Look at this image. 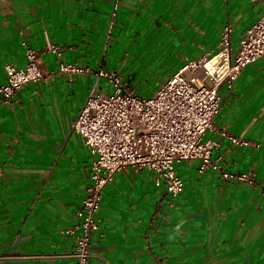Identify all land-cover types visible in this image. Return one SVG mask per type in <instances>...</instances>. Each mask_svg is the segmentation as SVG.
<instances>
[{
	"label": "crops",
	"instance_id": "obj_1",
	"mask_svg": "<svg viewBox=\"0 0 264 264\" xmlns=\"http://www.w3.org/2000/svg\"><path fill=\"white\" fill-rule=\"evenodd\" d=\"M263 14L264 0H0V85L6 63L25 66L26 45L54 73L0 102V264H74L64 230L77 221L95 154L72 124L93 89L103 91L99 69L160 87L216 52L228 23L237 49ZM60 61L92 73L59 74ZM220 96L205 138L224 169L254 182L185 160L176 166L185 190L172 198L151 170H122L104 189L90 264H264V56Z\"/></svg>",
	"mask_w": 264,
	"mask_h": 264
},
{
	"label": "built area",
	"instance_id": "obj_2",
	"mask_svg": "<svg viewBox=\"0 0 264 264\" xmlns=\"http://www.w3.org/2000/svg\"><path fill=\"white\" fill-rule=\"evenodd\" d=\"M232 32L231 24H226L216 52L189 61L149 98L140 96L121 74L98 70L96 76L107 81L112 92L107 94L95 87L72 124L95 154L86 195L76 212L77 221L64 230L75 238L71 255L74 264H90L95 256L92 244L101 226L103 192L122 170H151L156 185L164 184L172 198L185 190V181L176 167L185 160H199L200 172L220 171L224 181L254 182L252 174L224 169L220 158H213L215 143L205 138L222 109V85L233 87L242 70L264 56V14L246 32L237 49ZM25 47V66L5 64L7 81L0 85V102L12 103L24 86L54 74L44 68L41 52ZM48 50L62 56L56 45ZM57 73L73 76L90 74L92 69L60 61ZM230 139L233 144H247L238 137Z\"/></svg>",
	"mask_w": 264,
	"mask_h": 264
},
{
	"label": "rangeland",
	"instance_id": "obj_3",
	"mask_svg": "<svg viewBox=\"0 0 264 264\" xmlns=\"http://www.w3.org/2000/svg\"><path fill=\"white\" fill-rule=\"evenodd\" d=\"M121 76L142 97H151L159 88L155 83L145 82L149 77H145L143 83H140L136 80H129V78L123 74H121ZM100 87H102L103 91L107 94L112 92V86L107 81H101Z\"/></svg>",
	"mask_w": 264,
	"mask_h": 264
}]
</instances>
